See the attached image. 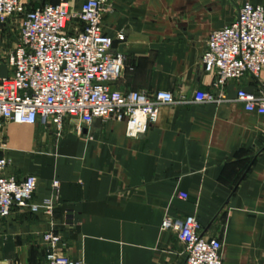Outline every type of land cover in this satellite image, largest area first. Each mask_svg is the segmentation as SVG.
I'll return each mask as SVG.
<instances>
[{
  "label": "crops",
  "instance_id": "crops-1",
  "mask_svg": "<svg viewBox=\"0 0 264 264\" xmlns=\"http://www.w3.org/2000/svg\"><path fill=\"white\" fill-rule=\"evenodd\" d=\"M240 4L109 0L103 25L113 39L123 35L125 56L113 85L170 90L175 101L160 104L136 137L116 120L95 119L78 132L66 119L59 138L40 123L9 121L0 140L8 172L35 174L34 201L51 196L53 206L0 219V264H44L48 230L60 237L57 249L88 264H183L184 243L160 227L166 214H194L202 235L221 240L222 264H264V114L235 98L239 87L262 92L264 66L219 88L199 62L208 33L232 21ZM196 89L221 97L196 101Z\"/></svg>",
  "mask_w": 264,
  "mask_h": 264
},
{
  "label": "built area",
  "instance_id": "built-area-1",
  "mask_svg": "<svg viewBox=\"0 0 264 264\" xmlns=\"http://www.w3.org/2000/svg\"><path fill=\"white\" fill-rule=\"evenodd\" d=\"M26 0H0V31L9 18L21 11L16 40L1 54L7 65L0 75V121L40 123L61 137L66 119L78 132L82 125L100 121H123L128 136H139L155 120L162 103L175 101L170 90H120L113 83L122 75L125 56L112 46V37L103 25L109 0H69L41 2L33 7ZM122 40L123 35L117 36ZM206 71L214 72V86L245 73L257 76L264 66V3L241 0L236 17L211 30L199 56ZM262 92L239 87L235 98L249 111L264 114ZM209 90L196 89V101L219 100ZM9 158L0 154V219L13 209L50 214L51 196L35 202L36 175L16 177L8 172ZM59 181L51 187L57 191ZM182 198L186 192H178ZM161 229L173 230L185 245L183 264H222V243L217 237L200 233L194 214L163 216ZM46 242L44 264H88L57 249L60 237L53 231L42 233Z\"/></svg>",
  "mask_w": 264,
  "mask_h": 264
},
{
  "label": "rangeland",
  "instance_id": "rangeland-1",
  "mask_svg": "<svg viewBox=\"0 0 264 264\" xmlns=\"http://www.w3.org/2000/svg\"><path fill=\"white\" fill-rule=\"evenodd\" d=\"M43 1L54 2L58 0H26L25 5L28 7L34 4H39ZM69 1L70 4L73 5V7H76L79 2V0H69ZM21 15H22L21 11L17 12L13 16H11L8 22L5 24L6 38L4 41L0 42V68L4 67L5 69H7V65L2 59L1 54L4 52L5 48H8L16 40ZM7 123H8L7 121H0V140L5 139V126Z\"/></svg>",
  "mask_w": 264,
  "mask_h": 264
},
{
  "label": "water",
  "instance_id": "water-1",
  "mask_svg": "<svg viewBox=\"0 0 264 264\" xmlns=\"http://www.w3.org/2000/svg\"><path fill=\"white\" fill-rule=\"evenodd\" d=\"M43 2H45V1H43ZM120 42H122L120 39L114 38V39H112V46L117 47L119 50H122V43H120ZM96 120L100 121L99 118H97Z\"/></svg>",
  "mask_w": 264,
  "mask_h": 264
},
{
  "label": "trees",
  "instance_id": "trees-1",
  "mask_svg": "<svg viewBox=\"0 0 264 264\" xmlns=\"http://www.w3.org/2000/svg\"><path fill=\"white\" fill-rule=\"evenodd\" d=\"M58 1H59V0H58ZM58 1H54V2H52V3H56V2H58ZM35 5H37V4L31 5V7H33V6H35Z\"/></svg>",
  "mask_w": 264,
  "mask_h": 264
}]
</instances>
